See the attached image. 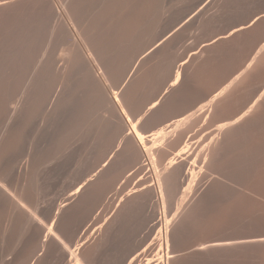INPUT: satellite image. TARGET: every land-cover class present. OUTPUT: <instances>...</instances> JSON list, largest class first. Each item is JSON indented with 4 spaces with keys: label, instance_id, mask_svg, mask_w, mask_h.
<instances>
[{
    "label": "rangeland",
    "instance_id": "rangeland-1",
    "mask_svg": "<svg viewBox=\"0 0 264 264\" xmlns=\"http://www.w3.org/2000/svg\"><path fill=\"white\" fill-rule=\"evenodd\" d=\"M136 1L132 0V3ZM214 1L216 2V4ZM147 2H148L147 4L148 6L149 1L147 0ZM150 2H151L150 7H148L150 10L147 8L148 11L146 13H148L149 11L151 12H149L150 14L148 13L149 16L148 14L147 15L145 14L148 17V21H147V18L146 19L144 18L147 21V23L149 22L147 25H146V21L143 20L144 22L142 21L140 22L137 20L138 16L136 17L137 14L136 15L134 14L137 12L136 10L132 9L134 7V5L132 4L133 7L131 8V11L133 10V14H134L133 18H135L138 22L134 20L133 18L132 19L135 21L137 25L132 24L134 27L131 26V29L129 32L130 36L128 35V38H124L125 40L124 39L122 41L119 40L118 41L119 44L118 43L116 44V47L119 45L118 49L113 51L115 52L114 56H118L120 55L119 53L123 52L122 50L124 51L128 50L129 54H131L130 56L133 61V58L136 57L135 58L136 60L137 57L139 56L138 54H140V52H143V50H146L148 46L149 47L152 46L151 45L152 43H156L157 41H160L162 38H165V36H167L165 43H163L162 46L159 47L161 49L158 48L156 53L155 52L151 53L150 55H148V57H146L147 64H146L145 75L146 74L147 75L146 76L144 75V76L146 77V80L149 78L147 80L148 84L146 85L148 88L146 89L147 91H145L144 89L143 92L141 93L143 94L146 92V95L145 94H143L144 96L138 95V98L136 101L137 104L139 103L138 106H136L137 104H135L134 106H131L133 109L129 108V110H127V112L131 111L132 114L133 113L134 114L137 113V114L134 116L130 112L129 115L131 114L130 115L131 117L129 115L128 116L130 117L131 120H134L139 115L138 113L139 110L141 108H144L145 106H148L150 101L152 102V99H155L156 96L158 95V90L161 91L165 87L166 83L168 81H171L172 76L174 74L173 72L175 71L174 69H176L177 65L181 61H187L185 65L183 66L184 67L183 69L185 71L182 70L181 77H180L181 79H179L180 81L178 82V85H176L175 89H173L175 91H168V93L164 96V100L162 101L161 105H158V107L154 109L155 113L153 112L150 113L152 114L151 116L150 114H148L149 118L151 117L150 120L146 118L148 117L147 115L138 123L139 125H137L136 129L140 133L142 134L144 133V135L155 133L159 129H162V130L165 129L164 131L167 132L168 131L166 130V128L168 127L167 123L170 124L171 120L173 121L177 116L178 117L181 116L180 114H182L183 116L186 113H188V112H184L186 108H188L189 112L194 111V117H192L193 119L191 118L190 121L186 123V125L184 124L183 127L179 128L178 129L179 131L177 130V132H174V133L173 131L169 132L171 134L167 132L169 135L168 134L165 135L164 140L163 138L159 139L160 141L162 139V143L158 139L155 140V142H153V146L156 144H158L159 146L158 145L154 146L156 149L154 147L153 149L151 148L150 155H147L143 153V151L141 150L139 146H135L136 143L132 139V136L129 134L127 135L128 127L127 126L121 127V125L118 123V121H116V119L115 121L112 120L113 117L110 119L111 121L110 122L107 113L104 112L103 109L100 110L101 109L100 108L97 112L98 113L104 112L101 115H104V116L106 115L105 117H108V120L106 121V119L103 117L105 120L103 124L102 122L103 118H101V115H100L99 116L100 122L98 121L96 122V119L99 120L97 116L98 114H96V117L94 116L93 117L94 119L92 118L95 121H92L91 119L93 123L94 122L96 123L94 124L90 123L91 121L87 122L90 124L86 126L89 128H90V125L93 126L92 128H90V130H93V131L95 130V132H91V133L86 132V131H89V128L88 130H85V132L88 135L87 134L84 136L82 135L83 138L85 137L84 139L82 138L83 139L82 140L83 142L82 150L83 149L84 150L80 151V154H77L76 152H75L76 154H74L73 149L67 150L65 153L66 159H64L63 157L64 161L61 160L60 161L61 163L57 162L55 163L56 165L52 163L49 166L51 169L48 167L49 169H47V172H45L44 174L45 176L43 175L42 177L43 179L41 178L39 180V182L40 181L43 182V185H42V182L38 183L39 185H37L39 186V189H37V192L40 191V193H38L40 196L39 197V204H40L39 208L41 209L43 213V216L41 217V219L42 221L44 220V223L48 221L47 223H45L47 226L53 220L52 224H54V226L52 225L51 228H53L52 233H54L55 235L53 234L52 236L54 237L52 238V236H50L43 243L44 246L42 247L41 240L43 236V226L41 227V225L37 223L34 225V228L30 229L29 231H24L23 229H20V230H23L21 232L18 229V231H16L17 233L16 232L12 233L13 231L12 230L10 231L11 234H8L7 237L2 236L1 231H0V238L2 237L0 239V264H73V263L79 264L78 262L75 261V259L70 257L68 251H65V249L62 247L63 245L70 248L71 250H74L73 248L75 249L79 248L77 249V251L75 250L77 253L74 252V254L77 255L81 253L80 257H78L79 255L77 256L80 262H83L86 259V261L89 262L90 264H122V263L123 264H134L133 259L136 258V256L139 257L140 253H142L140 251L144 250L145 246L146 245L148 246L150 244V242L154 239L155 234L158 231V229H162L166 227V225L164 224L165 223L164 219L165 220L167 219L169 221L171 220L170 217H172L173 219L169 221L171 223L169 224L167 228L168 230L167 236L169 240V251H171V254L175 255V257L172 258L173 260H170V264H174V263L176 264L178 263L179 264H188V263L189 264H193V263L194 264H264V247H263L264 245H261V247H259L257 245L255 246L253 244L247 243V244H240L237 246L234 245L235 247L232 246V250L230 249L231 247H228V248L226 247L225 248L226 250L224 248H221L218 250L216 249V251L214 250V251H209V252H201L196 249L198 248L197 246L199 245V243L203 244L206 242L208 243L210 241L211 242H222V240L223 241L232 240L230 242H234V240H238L241 238L240 240H238L240 242L242 239L245 240L246 238H249V237L264 236V129H263L264 128V0H165L163 2L164 6L162 8L164 9L163 10L164 13H162L163 16L161 14H160L161 16L159 15L161 19L157 17L159 14V11H158L159 8L156 9L158 12L155 11L154 9L155 7L156 8L158 7L154 3H158V2L155 0H152ZM137 5H135V7L138 8ZM154 13H156L157 16L156 15L154 16ZM149 17L151 21L149 20ZM153 17L155 18L157 17V19L161 21L159 22L157 21L158 23H156L157 19L154 18L155 19L154 21ZM139 22H140V25L138 26ZM142 23H144L145 25L144 24L142 25ZM132 28H133V32H132ZM146 28L147 30H145ZM150 33H153V34H150ZM141 36L143 37V39ZM183 41L185 43H183ZM119 47L122 50L121 49L119 50ZM137 51L139 53H137ZM156 57L160 58L159 61H156L158 60V58ZM156 70H159V71L165 70L164 71L166 73L165 76L164 74L159 76V73ZM155 77L158 78L159 80H157ZM160 77H162L164 80L162 78L160 80ZM86 93L84 95H87V94L88 95L84 97L89 98L88 96L90 97L93 96V95H89L91 92L87 94ZM147 95L149 98L147 97ZM93 97H96V96H93ZM92 100L93 101L89 100L91 103L89 101L87 103L85 102L87 101V99L84 98V103H86V104L83 103L84 108L87 107V106L85 107V105L87 104L90 105L94 103L95 101H96L95 103L99 104L98 106L100 107L101 104L98 102L99 100L97 98L95 101H94V98ZM144 100L146 102H148V100L150 101L146 103ZM142 102H143V106H142ZM95 103L94 105L92 104L90 106L92 107L95 106V108L98 109L97 104ZM90 106L87 108H90ZM139 107L140 109H138ZM134 108L135 109L137 108V109L135 110ZM91 109H94V108H91ZM91 109L90 110L88 109L89 111L86 109V113H89ZM132 110L133 111L135 110L136 112L135 111L133 112ZM180 110H181V113H179ZM220 114H221V117H220ZM160 115L162 116L160 117ZM168 116L170 119L168 118ZM157 120L164 125H161V123H159ZM223 120H225L227 132L225 131L226 133L223 132V134L220 133L219 136L216 138L217 142L215 141V143L206 147L210 139L213 138L212 136L215 134V131L218 125L224 122ZM95 124L97 126H94ZM105 125L107 126L109 125V126L106 127ZM94 127H96L97 129H95ZM103 127H105L108 131L104 129ZM101 128H102V131H101ZM144 128L146 129L148 128L152 132H150L148 129H147L148 132H146L147 130ZM112 130L114 131V133L112 132ZM117 132L118 133L121 132V133L118 134ZM179 133H180V136H178ZM222 136H224V138L226 136L224 141H220L222 140L220 139L222 138ZM147 139L146 140L144 139L143 143L147 145V147H151L152 145L151 142L153 139L150 140L149 137H147ZM176 142L177 143L179 142V143L177 144ZM220 142L223 143L222 144L223 146L221 144H218ZM172 144L174 147L171 146ZM186 144L188 145V149H189L187 151L188 153L186 152L185 155H183L181 159H176L175 164L170 169H168L169 171L168 170L165 171L164 169H165V166L167 165L168 158L169 157L171 158L170 154L174 155L177 152L178 148H182ZM110 145L111 146L113 145V146L111 147ZM219 145L223 147V150L220 148ZM107 146H109L108 149H107ZM211 146L212 148L213 147L215 148V149L213 148L214 150L218 149V150H222V152L220 153L218 152V154H216V152L218 151L216 150V152L213 153L214 150L211 148ZM138 149L140 151H137ZM165 151H167L168 153H166ZM228 152L231 154H229ZM211 153L216 154V158L217 157L219 158L223 157V158L222 159L220 158V160L216 159L213 154H212L213 156H210ZM221 153H222V156H220ZM210 157H213V158H210ZM122 158L123 160H121ZM209 159H211V162L214 160V162L212 163L213 165L209 162ZM111 160L112 161L114 160V161L112 162ZM225 160H227V163ZM105 161H106V165L103 168H101V164H103V162ZM150 162H152V165ZM136 163L138 165H136ZM214 165H216L215 168H214ZM52 166L54 167V169ZM93 166L101 170H98V173H96V176L92 177L96 169ZM208 168L210 171L208 170ZM87 170H89L88 171L89 173L87 172ZM130 170L131 172L128 173V171ZM164 171L167 173H165ZM191 171L193 173H191ZM221 171H222V174H221ZM226 173L227 175L229 173V176H227ZM119 174L120 175L122 174L121 175L122 177ZM189 174L191 176V179H188L190 178L188 177ZM185 175L188 178L187 177L185 178ZM192 178H194V180ZM99 179H101L100 182L98 181ZM106 179H108V181ZM191 180H193V182ZM102 181H104L105 183ZM65 182L69 186L65 184ZM81 182L82 183L86 182L84 187L77 194L70 196L69 198L68 194L74 193L76 188ZM108 182L111 183L112 185L114 184L115 186L113 185L112 187L111 184H109ZM92 183L93 184L95 183V185H93ZM189 183H191L190 187H188ZM192 183L194 184L192 185ZM141 185L143 186V189H140L142 188ZM158 185L161 186L162 188V193L164 196L163 197L164 201L162 203L163 205L160 202L159 204L158 203L159 200H157V192L159 191ZM177 186H178V189H177ZM184 187H187L186 189L188 188L189 189L186 190ZM104 188H106L107 190ZM157 188L158 190H156ZM120 189L122 190L120 191ZM249 189L250 190L252 189V190L250 191ZM105 190L107 192H105ZM125 192H127V194ZM181 193L182 194L185 193V195H183L184 197L182 196ZM121 196L123 197L120 198ZM141 196L143 197L141 198ZM118 198H120L121 200ZM199 198L202 200H198ZM179 199L182 201H180ZM65 200H66L65 202L66 204L63 203V201ZM118 200H120V202ZM96 201H100V202H96ZM179 201H180V204L182 203V205H178ZM216 201L218 204L216 203ZM224 201H227V203ZM87 202H88V205L86 204ZM233 203H236V204H233ZM62 204H64L63 207H62ZM234 205L236 206V208H234L235 207ZM225 207L228 210H226ZM177 208H178V211H175L177 210ZM196 208H198V210ZM232 209H234L235 211ZM226 211L230 212L231 214ZM78 214H79V218H77ZM48 215L50 216L51 220L49 219ZM119 215H122V216H119ZM49 220L51 222H49ZM224 220H225V223H222V221L224 222ZM239 223L240 225H238ZM162 225H164V227ZM121 229L123 231H121ZM212 231L214 232L212 233ZM26 232H27V235H26ZM3 239H5L6 241ZM124 242L125 244H123ZM79 243H82V245L78 247L77 245ZM191 243H192V246H191ZM94 245L95 247H93ZM155 245L156 243H153L148 246L149 253L152 251ZM89 248L91 251L89 250ZM84 250L87 252H85ZM200 252L202 255L199 254ZM91 256L92 257L94 256V257L92 258Z\"/></svg>",
    "mask_w": 264,
    "mask_h": 264
},
{
    "label": "bare ground",
    "instance_id": "bare-ground-1",
    "mask_svg": "<svg viewBox=\"0 0 264 264\" xmlns=\"http://www.w3.org/2000/svg\"><path fill=\"white\" fill-rule=\"evenodd\" d=\"M134 1V0H133ZM136 1V0H135ZM138 1V2H137ZM132 3V0H0V231L2 236L11 234L10 231L16 232L18 229H23L24 231H29L34 228V225L37 223L43 226V236H42V247L44 242L52 236L51 226L54 224L53 220L49 222L48 226L42 221L41 217L43 213L39 208V189L38 183L42 182L39 180L43 177L47 169H49L52 163H59L61 160L64 161L65 153L67 150L73 149L74 154H80L82 150V140L85 138L82 135H86L95 130H90L93 126L90 125V128L86 125L93 123L94 116L98 114V118L104 112L107 113L110 119L118 121L121 127H128L127 135H131L132 139L135 141L136 145L141 148L143 153L150 155L151 148L153 149V142L159 140L167 135L169 132H177V130L183 125L190 121L194 117V111H188V108L184 112H188L185 115L177 116L173 121L171 120L170 124L167 123L168 127L167 132L162 129H157L155 133H150L149 135H144L140 133L136 128L138 123L150 113H155L154 109L161 105L164 100V96L168 91H175L176 85L181 79L183 66L187 61H181L175 71L171 81H168L165 87L159 91L155 99L150 101L148 106L144 108L140 107L139 115L134 119H130L131 111L127 110L133 109L131 106L137 104L138 95H146V92L141 94L143 90L147 91L148 84L146 80V57L151 53H156L157 49L165 43L166 37L162 38L156 43H152V46H148L146 50L140 52L139 56L131 58L128 50L124 51L121 49L122 53L120 55L114 56L116 49V44L118 41H122L124 38L130 36L129 32L131 26L137 25L134 20V14L138 16V21H146L145 19L148 13V2L147 0H137ZM159 1V0H155ZM165 1V0H164ZM163 0H160L158 3H154L159 8V14L154 13L161 19L162 13H164ZM215 2V1H214ZM221 2V1H220ZM135 3V4H134ZM138 5H137V4ZM182 3V2H181ZM211 3V2H210ZM138 6L133 7V5ZM165 4V3H164ZM216 4V2H215ZM223 4V3H222ZM154 5V6H155ZM200 5V4H199ZM176 6V5H175ZM208 6V5H207ZM210 6V5H209ZM214 6V5H213ZM220 6V5H219ZM133 7V8H132ZM174 7V5H173ZM136 10L137 13L133 14V10ZM148 8V9H147ZM170 8V7H169ZM167 8V9H169ZM216 8V7H215ZM150 10V9H149ZM153 10V9H152ZM154 11V12H155ZM163 11V12H161ZM166 11V10H165ZM132 12V14H131ZM135 12V11H134ZM170 13V12H169ZM146 14V15H145ZM150 14V13H149ZM148 14V16H149ZM161 14V15H160ZM133 15V16H132ZM160 15V16H159ZM146 16V17H145ZM152 16V15H150ZM166 16V15H165ZM172 16V15H171ZM192 16V15H191ZM153 17V20L157 19ZM215 17V16H214ZM134 20H133V19ZM145 18V19H144ZM155 18V19H154ZM163 18V17H162ZM136 20V21H137ZM144 20V21H143ZM150 20V17H149ZM200 20V19H199ZM134 21V22H133ZM137 21V22H138ZM146 25L149 23H147ZM151 21V20H150ZM153 21V22H154ZM161 20H156L158 23ZM138 23V26L140 25ZM164 22V21H163ZM203 22V21H202ZM155 23V22H154ZM193 23V22H192ZM133 24V25H132ZM144 23H142L143 25ZM160 24V23H159ZM164 24V23H163ZM145 25V24H144ZM152 25V24H151ZM177 25V24H176ZM149 26V25H148ZM192 26V25H191ZM145 27V26H143ZM142 27V28H143ZM150 27V26H149ZM148 27V29H149ZM155 27V26H154ZM140 28V27H139ZM151 28V27H150ZM135 30V29H134ZM147 30V28L145 29ZM153 30V28H152ZM161 31V30H159ZM158 31V32H159ZM164 31V30H163ZM172 31V30H171ZM133 32V28H132ZM139 33V32H138ZM161 33V32H160ZM164 33V32H163ZM143 34V33H142ZM153 34V33H150ZM141 35V34H140ZM144 35V34H143ZM142 35V36H143ZM136 36V35H135ZM141 36V37H142ZM156 36V35H155ZM157 37V36H156ZM169 37V36H168ZM148 38V37H147ZM150 38V37H149ZM170 38V37H169ZM143 39V37H142ZM125 40V39H124ZM130 40V39H129ZM128 40V41H129ZM136 40V39H135ZM149 40V39H148ZM137 41V40H136ZM147 41V40H145ZM143 42V41H141ZM171 42V40H170ZM183 43H185L183 41ZM119 44V43H118ZM124 44V43H123ZM130 44V43H129ZM128 44V45H129ZM140 44V43H139ZM149 45V43H148ZM165 45V44H164ZM169 45V44H168ZM136 46V45H135ZM184 46V45H183ZM130 47V46H129ZM128 47V48H129ZM143 47V46H142ZM172 47V46H171ZM125 48V47H124ZM127 48V47H126ZM137 49V48H136ZM161 49V48H159ZM134 50V49H132ZM192 51V50H191ZM118 52V51H117ZM164 52V51H163ZM187 52V51H186ZM131 53V52H130ZM134 53V52H133ZM137 53H139L137 51ZM164 54V53H163ZM169 54V53H168ZM133 56V55H132ZM135 56V55H134ZM155 56V55H153ZM173 56V55H172ZM177 56V55H176ZM182 56V55H181ZM159 57V56H158ZM156 57V58H158ZM162 57V56H161ZM149 59V58H148ZM160 58H158L159 61ZM155 60V59H154ZM173 61V60H172ZM179 61V60H178ZM160 64V63H159ZM171 64V62H170ZM166 65V64H165ZM168 65V64H167ZM158 67V66H157ZM166 67V66H165ZM170 67V66H169ZM165 69V68H164ZM167 69V68H166ZM171 69V68H169ZM159 73V76L164 74L165 70H156ZM185 71V70H184ZM183 71V72H184ZM155 72V71H154ZM171 73V72H170ZM168 74V73H167ZM145 75V76H144ZM151 75V74H150ZM157 75V74H156ZM169 75V74H168ZM167 75V76H168ZM183 75V74H182ZM166 76V77H167ZM170 76V75H169ZM168 76V77H169ZM185 76V75H184ZM154 77V76H153ZM156 78V77H155ZM162 77H160L161 80ZM190 78V77H189ZM192 78V76H191ZM159 80L158 78H156ZM155 79V80H156ZM163 79V78H162ZM166 79V78H165ZM188 79V78H187ZM164 80V79H163ZM184 81V80H183ZM159 83V82H158ZM155 84V83H154ZM153 85V84H152ZM183 85V84H182ZM194 85V84H193ZM151 88V87H150ZM156 89V88H155ZM93 95L101 105L100 107L97 104V108L90 105V101H93L92 97L87 96ZM149 90V89H148ZM157 90V89H156ZM86 91V92H84ZM87 95H84V94ZM149 94V93H148ZM150 95V94H149ZM177 95V94H176ZM182 95V94H181ZM144 96V95H143ZM90 102V105H85L84 108V98ZM148 97V95H147ZM154 97V96H153ZM152 97V98H153ZM92 98V99H91ZM149 98V97H148ZM151 98V97H150ZM89 99V100H88ZM147 100V98H146ZM145 101V100H144ZM146 102V101H145ZM146 102V103H148ZM141 103V102H140ZM86 104V103H84ZM139 104V103H138ZM138 104L136 106H138ZM190 104V102H189ZM194 104V103H193ZM135 106V107H136ZM140 106V105H139ZM143 106V102H142ZM141 106V107H142ZM189 106V105H188ZM194 106V105H192ZM83 107V108H82ZM94 108V109H91ZM101 108V109H100ZM86 109L91 111L86 113ZM103 109V113H98V110ZM135 109V108H134ZM137 109V108H136ZM135 109V110H136ZM145 109V110H144ZM190 109V108H189ZM88 110V111H89ZM134 110V111H135ZM184 110V109H183ZM187 110V111H186ZM192 110V109H191ZM133 111V110H132ZM133 111V112H134ZM141 111V113H140ZM160 111V110H159ZM164 111V110H163ZM168 111V109H167ZM97 112V113H96ZM131 114L129 115V113ZM136 112V111H135ZM166 112V111H165ZM173 112V111H172ZM183 112V113H184ZM163 113V112H162ZM167 113V112H166ZM171 113V112H170ZM181 113V110L180 112ZM178 113V115H179ZM137 114V113H136ZM132 114V115H136ZM161 114V113H160ZM174 114V113H173ZM172 114V115H173ZM222 114V113H221ZM220 114V117H221ZM130 117H129V116ZM152 114H150L151 116ZM106 116V115H105ZM101 115V118H105L106 121L108 117ZM157 116V115H156ZM162 115H160L161 117ZM164 116V115H163ZM133 117V116H132ZM93 118V119H92ZM103 118V124H104ZM150 120L149 115L146 117ZM169 118V116H168ZM172 118V116H171ZM174 118V117H173ZM92 119V121H91ZM155 119V118H154ZM170 119V118H169ZM193 119V118H192ZM255 119V118H254ZM91 121L90 123H87ZM100 122L96 119V122ZM112 121V122H114ZM152 121V120H151ZM158 121V120H157ZM224 121V122H223ZM221 124L218 122V127L216 128L215 134L210 139L209 145L215 143L216 138L220 133L223 134L227 132L226 123L223 120ZM257 121V120H256ZM94 122V123H96ZM111 122V121H110ZM109 122V123H110ZM154 122V121H153ZM159 122V121H158ZM163 122V121H162ZM254 122V121H253ZM93 123V124H94ZM108 123V122H107ZM161 123V122H159ZM158 123V124H159ZM166 123V122H165ZM194 123V122H193ZM251 123V122H250ZM106 124V122H105ZM157 124V123H156ZM253 124V123H252ZM113 125V124H111ZM115 125V124H114ZM161 125H164L161 123ZM209 125V123H208ZM207 125V126H208ZM251 125V124H250ZM94 126H97L96 124ZM100 126V125H99ZM98 126V127H99ZM108 127L107 125H105ZM258 126V125H257ZM102 127V126H101ZM156 127V126H155ZM205 127V126H204ZM211 127V126H210ZM256 127V126H255ZM260 127V126H259ZM263 127V126H262ZM86 131L85 130H88ZM97 129L96 127H94ZM106 129L105 127H103ZM120 128V127H119ZM208 128V127H207ZM215 128V127H213ZM118 129V128H117ZM122 129V128H121ZM120 129V130H121ZM146 129V128H144ZM148 129V128H147ZM146 129V130H147ZM153 129V127H152ZM205 129V128H203ZM264 129V128H263ZM107 130V129H106ZM105 130V131H106ZM126 130V129H125ZM149 130V129H148ZM148 130L146 132H148ZM209 130V129H207ZM211 130V129H210ZM97 131V130H96ZM102 131V128H101ZM108 131V130H107ZM122 131V130H121ZM150 131V130H149ZM179 131V130H178ZM226 131V132H225ZM85 132V133H84ZM98 132V131H97ZM114 133V131L112 130ZM152 132V131H150ZM166 132V133H165ZM185 132V131H184ZM206 132V131H205ZM84 133V134H83ZM102 133V132H101ZM108 133V132H107ZM118 133V132H117ZM121 133V132H120ZM118 133V134H120ZM124 133V132H123ZM181 133V132H180ZM180 133L178 136H180ZM99 134V133H98ZM171 134V133H169ZM168 134V135H169ZM190 134V133H189ZM88 135V134H87ZM91 135V134H90ZM104 135V133H103ZM210 135V134H209ZM108 136V134H107ZM182 136V135H181ZM208 136V135H207ZM227 136V134H226ZM225 136V138H226ZM96 137V136H95ZM100 137V136H99ZM110 137V136H109ZM119 137V135H118ZM130 137V136H129ZM153 139L151 147H147L143 143V140ZM204 137V136H203ZM83 138V139H82ZM115 138V137H114ZM167 138V136H166ZM180 138V137H178ZM197 138V137H196ZM224 136L222 140L224 141ZM89 139V138H87ZM91 139V138H90ZM112 139V138H111ZM182 139V138H181ZM195 139V138H193ZM228 139V138H227ZM226 139V140H227ZM86 140V139H85ZM101 140V139H100ZM129 140V139H128ZM131 140V139H130ZM148 140V139H147ZM149 140V141H150ZM160 141V140H159ZM205 141V140H204ZM90 142V140H89ZM113 142V141H112ZM127 142V140H126ZM162 143V139L160 141ZM170 142V141H168ZM202 142V141H201ZM217 142V141H216ZM230 142V141H229ZM87 143V142H86ZM96 143V142H94ZM100 143V142H99ZM106 143V142H105ZM131 143V142H130ZM158 143V142H157ZM175 143V142H174ZM177 143V142H176ZM179 143V142H178ZM177 143V144H178ZM119 144V143H118ZM181 144V143H180ZM179 144V145H180ZM223 144V143H218ZM93 145V144H92ZM102 145V144H101ZM106 145V144H105ZM108 145V144H107ZM115 145V144H114ZM132 145V144H131ZM161 145V144H160ZM226 145V144H225ZM229 145V144H228ZM87 146V145H86ZM111 146V145H110ZM113 146V145H112ZM111 146V147H112ZM133 146V145H132ZM159 146V145H158ZM170 146V145H169ZM172 147L173 144L171 145ZM183 146V145H182ZM181 146V147H182ZM205 146V145H204ZM220 146V145H219ZM223 146V145H222ZM92 147V146H90ZM109 146H107L108 149ZM166 147V146H165ZM218 147V146H217ZM216 147V148H217ZM96 148V147H95ZM135 148V147H134ZM139 148V149H140ZM155 148V147H154ZM212 148V146H211ZM210 148V149H211ZM214 148V147H213ZM212 148V149H213ZM223 150V147L220 146ZM219 148V149H220ZM137 151H140V150ZM156 149V148H155ZM194 149V148H193ZM208 149V148H207ZM211 149V150H212ZM215 149V148H214ZM213 149V150H214ZM228 149V148H227ZM121 150V149H120ZM123 150V149H122ZM132 150V149H131ZM166 150V149H164ZM175 150V149H174ZM188 145H184L182 148H178L177 152L171 155V158H168L167 167L165 166V171L170 169L174 164L176 159H181L183 155L188 151ZM218 150V149H216ZM214 150L213 153L216 152ZM218 150V152H222ZM86 151V150H85ZM90 151V150H89ZM92 151V150H91ZM103 151V150H102ZM128 151V150H127ZM126 151V152H127ZM227 151V150H226ZM229 151V150H228ZM76 152V153H75ZM108 152V151H107ZM111 152V151H110ZM125 152V153H126ZM152 152V151H151ZM154 152V151H153ZM163 152V151H162ZM168 153L167 151H165ZM211 152V151H210ZM89 153V152H88ZM87 153V154H88ZM91 153V152H90ZM118 153V152H117ZM129 153V152H128ZM142 153V152H141ZM188 153V152H187ZM200 153V152H199ZM208 153V152H207ZM211 153L210 156H215L216 154ZM229 153V152H228ZM72 154V153H70ZM86 154V153H85ZM99 154V153H98ZM135 154V153H133ZM140 154V153H139ZM160 154V153H159ZM213 154V155H212ZM224 154V153H223ZM231 154V153H229ZM228 154V155H229ZM92 155V154H91ZM121 155V154H120ZM119 155V156H120ZM126 155V154H125ZM124 155V156H125ZM132 155V154H130ZM137 155V154H136ZM143 155V154H142ZM168 155V154H167ZM79 156V155H78ZM146 156V155H145ZM219 156V155H217ZM222 156V153L221 155ZM226 156V155H225ZM64 157V159H63ZM80 157V156H79ZM94 157V156H93ZM101 157V155H100ZM122 157V156H121ZM135 157V156H134ZM153 157V156H152ZM151 157V158H152ZM166 157V156H165ZM84 158V157H83ZM98 158V157H97ZM104 158V157H102ZM114 158V157H113ZM131 158V156H130ZM143 158V157H142ZM146 158V157H145ZM150 158V157H149ZM155 158V157H154ZM153 158V159H154ZM185 158V157H184ZM213 158V157H210ZM214 158V159H215ZM221 159L223 157H220ZM217 157L216 159H219ZM231 158V157H230ZM115 159V158H114ZM137 159V158H136ZM141 159V158H140ZM139 159V160H140ZM158 159V158H157ZM188 159V158H187ZM206 159V158H205ZM69 160V159H68ZM72 160V159H71ZM80 160V159H79ZM97 160V159H96ZM95 160V161H96ZM103 160V159H101ZM123 160V158L121 159ZM125 160V159H124ZM131 160V159H130ZM138 160V159H137ZM150 160V159H149ZM152 160V159H151ZM156 160V159H155ZM154 160V161H155ZM163 160V159H162ZM213 160V159H212ZM224 160V159H223ZM82 161V160H81ZM94 161V162H95ZM100 161V160H99ZM98 161V163H99ZM112 161V160H111ZM114 161V160H113ZM112 161V162H113ZM159 161V160H158ZM164 161V160H163ZM200 161V160H199ZM227 163V160H225ZM80 162V161H78ZM84 162V161H83ZM97 162V161H96ZM129 162V161H128ZM135 162V161H134ZM148 162V161H147ZM160 162V161H159ZM212 164L214 160L211 162ZM221 162V161H220ZM61 163V162H60ZM102 163V162H101ZM139 163V162H138ZM152 165V162H150ZM181 163V162H180ZM190 163V162H189ZM80 164V163H79ZM91 164V162H90ZM115 164V163H114ZM120 164V163H119ZM123 164V163H122ZM56 165V164H55ZM58 165V164H57ZM63 165V164H62ZM68 165V164H67ZM81 165V164H80ZM94 165V164H93ZM97 165V164H96ZM100 165V164H99ZM106 165V161L101 164V168ZM129 165V164H128ZM136 165H138L136 163ZM146 165V163H145ZM150 165V164H149ZM213 165V164H212ZM219 165V163H218ZM217 165V166H218ZM223 165V164H222ZM228 165V164H227ZM59 166V165H58ZM82 166V165H81ZM87 166V165H86ZM85 166V167H86ZM90 166V165H89ZM98 166V165H97ZM113 166V165H112ZM126 166V165H125ZM154 166V165H153ZM216 165H214L215 168ZM226 166V165H225ZM224 166V167H225ZM49 167V168H48ZM53 167V166H52ZM62 167V166H61ZM71 167V166H70ZM97 169V167L93 166ZM92 167V168H93ZM99 167V166H98ZM122 167V166H121ZM134 167V166H133ZM155 167V166H154ZM213 167V166H212ZM229 167V166H228ZM232 167V166H230ZM74 168V167H73ZM89 168V167H88ZM107 168V167H106ZM131 168V167H130ZM141 168V167H140ZM148 168V167H147ZM157 168V167H156ZM155 168V169H156ZM210 168V167H209ZM208 168V170H209ZM223 168V166H222ZM236 168V167H235ZM51 169V168H50ZM54 169V167H53ZM56 169V168H55ZM62 169V168H61ZM80 169V168H79ZM90 169V168H89ZM95 169L93 176H96L98 170ZM163 169V168H162ZM181 169V168H180ZM213 169V168H212ZM227 169V168H226ZM231 169V168H230ZM71 170V169H70ZM69 170V171H70ZM104 170V169H103ZM115 170V169H114ZM117 170V169H116ZM139 170V169H138ZM216 170V169H215ZM222 170V169H221ZM63 171V170H62ZM75 171V170H74ZM84 171V170H83ZM89 170H87L88 172ZM91 171V170H90ZM120 171V170H119ZM164 171V172H165ZM169 171V170H168ZM195 171V170H194ZM210 171V170H209ZM218 171V170H217ZM216 171V173H217ZM81 172V171H80ZM112 172V171H111ZM126 172V171H125ZM131 172L128 171V173ZM163 172V173H164ZM187 172V171H186ZM67 173V172H66ZM89 173V172H88ZM106 173V172H105ZM167 173V172H165ZM188 173V172H187ZM191 173H193L191 171ZM215 173V174H216ZM219 173V172H218ZM47 174V173H46ZM72 174V173H71ZM162 174V173H161ZM160 174V175H161ZM186 174V173H185ZM195 174V173H194ZM193 174V175H194ZM222 174V171H221ZM225 174V173H224ZM55 175V174H54ZM73 175V174H72ZM101 175V173H100ZM114 175V174H113ZM120 175V174H119ZM122 175V174H121ZM120 175V176H121ZM126 175V174H125ZM128 175V174H127ZM134 175V174H133ZM132 175V176H133ZM148 175V173H147ZM187 175V174H186ZM185 175V178L187 177ZM227 175V173H226ZM45 176V175H44ZM50 176V175H49ZM57 176V175H56ZM59 176V175H58ZM69 176V175H68ZM111 176V175H110ZM118 176V175H117ZM211 176V175H210ZM224 176V175H223ZM222 176V177H223ZM229 176V173L228 175ZM54 177V176H53ZM73 177V176H72ZM78 177V176H77ZM116 177V176H115ZM122 177V176H121ZM120 177V178H121ZM134 177V176H133ZM138 177V175H137ZM190 177V178H188ZM187 178L191 179L189 174ZM47 178V177H46ZM71 178V177H70ZM91 178V177H90ZM114 178V177H113ZM183 178V179H185ZM43 179V178H42ZM53 179V178H52ZM69 179V178H68ZM72 179V178H71ZM98 179V177H97ZM109 179V178H108ZM108 179H106L108 181ZM118 179V177H117ZM174 179V178H173ZM194 180V178H192ZM46 180V179H45ZM54 180V179H53ZM60 180V179H59ZM78 180V179H76ZM92 180V179H90ZM89 180V181H90ZM101 179L98 181L100 182ZM152 180V179H151ZM163 180V179H162ZM168 180V179H167ZM187 180V179H186ZM193 180H191L193 182ZM227 180V178H226ZM229 180V179H228ZM51 181V179H50ZM88 181V180H87ZM97 181V182H98ZM111 181V180H109ZM120 181V180H119ZM139 181V180H138ZM145 181V180H144ZM169 181V180H168ZM190 181V182H191ZM210 181V180H209ZM216 181V180H214ZM53 182V181H52ZM70 182V181H69ZM77 182V181H76ZM93 182V181H92ZM104 182V181H102ZM116 182V181H115ZM148 182V180H147ZM161 182V181H160ZM166 182V181H165ZM220 182V181H219ZM224 182V181H223ZM227 182V181H226ZM232 182V181H231ZM49 183V181H48ZM86 182H81L76 188L75 192L68 194L73 196L77 194L85 185ZM105 183V182H104ZM109 183V182H108ZM107 183V184H108ZM117 183V182H116ZM129 183V182H128ZM146 183V182H145ZM183 183V182H182ZM218 183V182H217ZM65 184H67L65 182ZM73 184V183H72ZM93 184V183H92ZM111 184V183H109ZM124 184V183H122ZM126 184V182H125ZM139 184V183H138ZM154 184V183H153ZM184 184V183H183ZM191 183H189V186ZM194 183H192L193 185ZM220 184V183H219ZM233 184V183H232ZM237 184V183H236ZM43 185V182H42ZM68 185V184H67ZM88 185V184H87ZM91 185V183H90ZM89 185V186H90ZM95 185V183L93 184ZM114 185V184H113ZM111 184V186L113 187ZM120 185V184H119ZM143 185V183H142ZM141 185L143 189V186ZM60 186V185H59ZM69 186V185H68ZM73 186V185H72ZM115 186V185H114ZM125 186V185H124ZM159 186V185H158ZM215 186V185H214ZM221 186V185H220ZM225 186V185H224ZM227 186V185H226ZM233 186V185H232ZM38 187V188H37ZM63 187V186H62ZM91 187V186H90ZM137 187V186H136ZM139 187V185H138ZM146 187V186H145ZM152 187V186H151ZM203 187V186H202ZM245 187V186H244ZM58 188V187H57ZM86 188V187H85ZM159 191L157 192L158 203H163V193L161 186L158 187ZM158 188L156 190H158ZM185 189L187 187H184ZM217 188V187H216ZM219 188V187H218ZM229 188V187H228ZM235 188V187H234ZM237 188V187H236ZM243 188V187H242ZM41 189V188H40ZM44 189V188H43ZM87 189V188H86ZM90 189V188H89ZM88 189V191H89ZM99 189V188H98ZM102 189V188H101ZM106 189V188H104ZM112 189V188H111ZM118 189V188H117ZM133 189V188H132ZM149 189V188H148ZM152 189V188H151ZM178 189V186H177ZM184 189V190H185ZM189 189V188H188ZM186 189V190H188ZM209 189V188H208ZM223 189V188H222ZM225 189V188H224ZM231 189V188H230ZM228 189V190H230ZM238 189V188H237ZM60 190V189H59ZM68 190V189H67ZM66 190V191H67ZM107 190V189H106ZM105 190V192H107ZM109 190V189H108ZM122 189H120L121 191ZM153 190V189H152ZM171 190V189H170ZM185 190V191H186ZM200 190V189H199ZM202 190V189H201ZM211 190V189H210ZM226 190V189H225ZM224 190V191H225ZM248 190V189H247ZM250 190V189H249ZM252 190V189H251ZM250 190V191H251ZM255 190V189H254ZM42 191V190H41ZM61 191V190H60ZM69 191V190H68ZM73 191V190H72ZM97 191V190H95ZM125 191V190H124ZM129 191V190H128ZM127 191V192H128ZM142 191V190H141ZM232 191V190H231ZM111 192V191H110ZM109 192V194H110ZM127 192H125L127 194ZM130 192V191H129ZM128 192V193H129ZM133 192V190H132ZM145 192V191H144ZM155 192V193H156ZM168 192V191H167ZM184 192V191H183ZM205 192V191H204ZM203 192V193H204ZM226 192V191H225ZM237 192V191H236ZM69 193V192H68ZM101 193V192H100ZM123 193V192H122ZM140 193V192H139ZM138 193V195H139ZM143 193V192H142ZM151 193V192H150ZM172 193V192H171ZM187 193V192H185ZM185 193H181L182 196ZM192 193V192H191ZM216 193V192H214ZM229 193V192H228ZM232 193V192H231ZM66 194V193H65ZM120 194V193H118ZM149 194V193H148ZM189 194V192H188ZM187 194V195H188ZM223 194V193H222ZM230 194V193H229ZM42 195V194H41ZM63 195V194H62ZM102 195V194H101ZM106 195V194H105ZM116 195V194H115ZM124 195V194H123ZM136 195V194H135ZM137 195V196H138ZM215 195V194H213ZM227 195V194H226ZM59 196V195H58ZM83 196V195H81ZM108 196V195H107ZM119 196V195H118ZM195 196V195H194ZM86 197V196H85ZM84 197V198H85ZM88 197V196H87ZM92 197V196H91ZM96 197V196H95ZM106 197V196H105ZM110 197V196H109ZM121 196L120 198H122ZM136 197V196H135ZM143 196H141L142 198ZM147 197V196H146ZM184 197V196H183ZM186 197V196H185ZM190 197V196H189ZM188 197V198H189ZM216 197V196H215ZM227 197V196H226ZM229 197V196H228ZM261 197V196H260ZM42 198V197H41ZM55 198V197H53ZM58 198V197H57ZM90 198V197H89ZM104 198V197H103ZM102 198V199H103ZM118 198V199H120ZM127 198V197H126ZM240 198V197H239ZM43 199V198H42ZM41 199V201H42ZM124 199V198H123ZM147 199V198H145ZM178 199V198H177ZM187 199V198H186ZM219 199V198H218ZM91 200V199H90ZM117 200V199H116ZM121 200V199H120ZM120 200H118L120 202ZM169 200V199H168ZM180 200V199H179ZM185 200V199H184ZM202 200V199H198ZM77 201V200H76ZM83 201V200H82ZM81 201V202H82ZM102 201V200H101ZM123 201V200H122ZM182 201V200H180ZM178 205H182V203ZM194 201V200H193ZM63 201V203H65ZM93 202V201H92ZM100 202V201H96ZM95 202V203H96ZM149 202V201H148ZM227 203V201H224ZM240 202V201H239ZM51 203V202H50ZM90 203V202H89ZM103 203V202H102ZM126 203V202H125ZM157 203V202H156ZM159 203V204H160ZM192 203V202H191ZM196 203V202H195ZM202 203V202H201ZM217 203V201H216ZM241 203V202H240ZM43 204V203H42ZM66 204V203H65ZM70 204V203H69ZM88 205V202L86 203ZM108 204V203H107ZM118 204V203H117ZM218 204V203H217ZM220 204V203H219ZM236 204V203H233ZM61 205V204H60ZM64 204H62L63 207ZM74 205V204H73ZM72 205V206H73ZM86 205V206H87ZM123 205V204H121ZM147 205V204H146ZM163 205V204H162ZM190 205V204H189ZM198 205V204H197ZM202 205V204H201ZM205 205V204H204ZM212 205V204H211ZM85 206V205H83ZM92 206V205H91ZM99 206V204H98ZM107 206V205H106ZM105 206V207H106ZM113 206V205H112ZM120 206V205H119ZM154 206V205H153ZM157 206V205H156ZM177 206V205H176ZM175 206V207H176ZM184 206V205H183ZM196 206V205H195ZM217 206V205H215ZM219 206V205H218ZM235 206V205H234ZM233 206V207H234ZM247 206V205H246ZM42 207V206H40ZM71 207V206H70ZM74 207V206H73ZM79 207V206H78ZM94 207V206H93ZM129 207V206H128ZM228 207V205H227ZM231 207V206H229ZM248 207V206H247ZM250 207V206H249ZM60 208V207H59ZM72 208V207H71ZM80 208V207H79ZM89 208V207H88ZM112 208V207H111ZM117 208V207H116ZM125 208V207H124ZM180 208V207H178ZM177 210L175 211H178ZM201 208V207H199ZM207 208V207H206ZM212 208V207H211ZM226 208V207H225ZM224 208V209H225ZM236 208V206L234 207ZM75 209V208H74ZM107 209V208H106ZM120 209V208H119ZM123 209V208H122ZM163 209V208H162ZM169 209V208H168ZM194 209V208H193ZM198 210V208H196ZM203 209V208H202ZM214 209V208H213ZM218 209V207H217ZM231 209V208H230ZM241 209V208H240ZM48 210V209H47ZM77 210V209H76ZM81 210V209H80ZM206 210V209H205ZM215 210V209H214ZM226 210H228L226 208ZM234 210V209H232ZM83 211V210H82ZM98 211V209H97ZM180 211V210H179ZM235 211V210H234ZM239 211V210H238ZM62 212V211H61ZM64 212V211H63ZM75 212V211H74ZM77 212V211H76ZM79 212V210H78ZM103 212V210H102ZM110 212V211H109ZM128 212V210H127ZM220 212V211H219ZM228 212V211H226ZM233 212V211H232ZM59 213V212H58ZM67 213V212H66ZM83 213V212H82ZM112 213V212H111ZM116 213V212H115ZM120 213V212H119ZM179 213V212H178ZM208 213V212H207ZM224 213V212H223ZM230 213V212H228ZM236 213V212H235ZM52 214V213H51ZM65 214V213H64ZM63 214V215H64ZM76 214V213H75ZM127 214V213H126ZM174 214V213H173ZM176 214V213H175ZM231 214V213H230ZM241 214V213H240ZM67 215V214H66ZM91 215V214H90ZM108 215V214H107ZM118 215V213H117ZM128 215V214H127ZM133 215V214H132ZM137 215V214H136ZM141 215V214H140ZM177 215V214H176ZM175 215V216H176ZM198 215V214H197ZM53 216V215H52ZM84 216V214H83ZM122 216V215H119ZM130 216V215H129ZM135 216V214H134ZM216 216V215H215ZM77 217V216H75ZM100 217V216H99ZM138 217V216H137ZM141 217V216H140ZM147 217V216H146ZM152 217V216H151ZM201 217V216H200ZM230 217V216H228ZM66 218V217H65ZM79 218V214L78 217ZM83 218V217H82ZM91 218V217H90ZM115 218V216H114ZM125 218V217H124ZM148 218V217H147ZM166 218V217H165ZM202 218V217H201ZM209 218V216H208ZM224 218V216H223ZM235 218V217H234ZM48 219V218H47ZM60 219V218H59ZM129 219V218H128ZM143 219V218H142ZM172 220L173 218L170 217ZM188 219V218H187ZM205 219V218H204ZM216 219V218H215ZM74 220V219H73ZM112 220V219H110ZM125 220V219H124ZM169 220V221H171ZM207 220V219H206ZM223 220V219H222ZM232 220V219H231ZM67 221V220H66ZM121 221V220H120ZM128 221V220H127ZM134 221V220H133ZM138 221V220H137ZM140 221V220H139ZM148 221V220H147ZM165 225H162L164 228L158 229L155 234L154 239L150 242L149 245L156 243L152 251L148 252V246L146 245L144 250L140 251L139 257L133 259L134 264H170V260L175 257L174 254H171L169 251V240L167 236V228L171 222L167 219L165 220ZM168 221V222H166ZM202 221V220H201ZM82 222V221H81ZM115 222V221H114ZM119 222V221H118ZM149 222V221H148ZM152 222V221H151ZM176 222V221H175ZM205 222V221H204ZM207 222V221H206ZM228 222V221H227ZM235 222V221H234ZM61 223V222H60ZM124 223V222H123ZM126 223V222H125ZM128 223V222H127ZM182 223V222H181ZM215 223V222H214ZM218 223V222H217ZM216 223V224H217ZM222 223H225L222 221ZM56 224V223H55ZM81 224V223H80ZM111 224V223H110ZM113 224V223H112ZM116 224V223H115ZM114 224V225H115ZM118 224V223H117ZM132 224V223H131ZM163 224V223H162ZM199 224V223H197ZM213 224V223H211ZM221 224V223H220ZM229 224V223H227ZM58 225V224H57ZM66 225V224H65ZM123 225V224H122ZM130 225V224H129ZM187 225V224H186ZM240 225V223L238 224ZM63 226V225H62ZM92 226V225H91ZM90 226V227H91ZM110 226V225H109ZM116 226V225H115ZM144 226V225H143ZM147 226V225H146ZM161 226V227H162ZM207 226V225H206ZM205 226V227H206ZM215 226V225H214ZM217 226V225H216ZM235 226V225H234ZM106 227V226H105ZM104 227V228H105ZM120 227V226H119ZM125 227V226H124ZM133 227V226H132ZM203 227V226H202ZM208 227V226H207ZM99 228V227H98ZM97 228V229H98ZM122 228V227H121ZM130 228V227H129ZM128 228V229H129ZM142 228V227H141ZM153 228V227H152ZM190 228V226H189ZM195 228V227H194ZM238 228V227H237ZM255 228V227H254ZM58 229V228H57ZM70 229V227H69ZM73 229V228H72ZM109 229V228H108ZM111 229V228H110ZM123 229V228H122ZM121 229V231H123ZM185 229V228H184ZM201 229V228H200ZM199 229V230H200ZM229 229V228H228ZM23 230H20L21 232ZM61 230V228H60ZM133 230V229H132ZM190 230V229H189ZM233 230V229H232ZM67 231V229H66ZM112 231V230H110ZM120 231V230H119ZM125 231V230H124ZM142 231V230H141ZM144 231V230H143ZM184 231V230H183ZM224 231V230H223ZM241 231V230H240ZM73 232V231H72ZM147 232V231H146ZM189 232V231H188ZM198 232V231H196ZM200 232V231H199ZM214 231H212L213 233ZM17 233V232H16ZM74 233V232H73ZM104 233V232H103ZM172 233V232H171ZM195 233V232H194ZM211 233V234H212ZM21 234V233H19ZM23 234V233H22ZM86 234V233H85ZM89 234V233H88ZM87 234V235H88ZM96 234V233H95ZM196 234V233H195ZM200 234V233H198ZM236 234V233H235ZM250 234V233H249ZM15 235V234H14ZM27 235V232H26ZM55 235V234H54ZM73 235V234H72ZM71 235V236H72ZM105 235V234H104ZM115 235V234H114ZM132 235V234H131ZM178 235V234H177ZM93 236V235H91ZM117 236V235H116ZM124 236V235H122ZM203 236V235H202ZM214 236V235H213ZM216 236V235H215ZM233 236V235H232ZM244 236V235H243ZM10 237V236H9ZM18 237V235H17ZM54 236H52L53 238ZM85 237V236H84ZM131 237V236H129ZM128 237V238H129ZM205 237V236H204ZM203 237V238H204ZM2 238V237H1ZM0 238V239H1ZM197 238V237H196ZM216 238V237H215ZM237 238V236H236ZM246 238V237H245ZM244 238V239H245ZM17 239V238H16ZM66 239V238H65ZM202 239V238H201ZM241 239V238H240ZM238 239V240H240ZM5 240V239H3ZM57 240V239H55ZM110 240V239H109ZM125 240V239H124ZM130 240V239H129ZM144 240V239H143ZM186 240V239H185ZM222 240V242H206L200 244L196 248L201 252L216 251V249L228 248L232 250V246L240 244H253L261 247L264 245V236L249 237L245 240ZM6 241V240H5ZM59 241V240H58ZM71 241V240H70ZM82 241V240H81ZM171 241V240H170ZM188 241V240H187ZM186 241V242H187ZM195 241V240H194ZM237 241V242H236ZM2 242V241H1ZM51 242V241H50ZM68 242V241H67ZM72 242V241H71ZM96 242V241H95ZM111 242V241H110ZM130 242V241H129ZM189 242V241H188ZM3 243V242H2ZM5 243V242H4ZM15 243V242H13ZM86 243V242H85ZM121 243V242H120ZM190 243V242H189ZM6 244V243H5ZM18 244V243H17ZM20 244V243H19ZM38 244V243H37ZM88 244V243H87ZM94 244V243H93ZM125 244V242L123 243ZM172 244V243H171ZM196 244V243H195ZM13 245V244H12ZM63 245V244H62ZM82 243H79L77 246H81ZM92 245V244H91ZM132 245V244H131ZM143 245V244H142ZM188 245V244H187ZM4 246V245H3ZM19 246V245H18ZM22 246V244H21ZM87 246V245H86ZM128 246V245H127ZM141 246V245H140ZM175 246V244H174ZM184 246V245H182ZM192 246V243H191ZM190 246V247H191ZM196 246V245H195ZM194 246V247H195ZM247 246V245H246ZM249 246V245H248ZM254 246V247H255ZM16 247V246H15ZM65 251H68L70 257L75 259L79 264H90L86 261L80 262L77 258L80 257V254L77 253V249L62 246ZM84 247V246H83ZM95 247V245L93 246ZM119 247V246H118ZM178 247V246H177ZM245 247V246H244ZM264 247V246H263ZM5 248V247H3ZM48 248V247H47ZM82 248V247H81ZM140 248V247H139ZM247 248V247H246ZM171 249V248H170ZM184 249V248H183ZM195 249V250H196ZM4 250V249H3ZM12 250V249H11ZM33 250V249H32ZM60 250V249H59ZM76 250V251H75ZM90 250V248H89ZM130 250V249H129ZM172 250V249H171ZM191 250V249H190ZM223 250V249H222ZM226 250V249H225ZM228 250V249H227ZM236 250V249H235ZM85 251V250H84ZM83 251V252H84ZM91 251V250H90ZM186 251V250H185ZM197 251V252H198ZM87 252V251H85ZM93 252V251H92ZM180 252V251H179ZM201 252L199 254H201ZM33 253V252H32ZM90 253V252H89ZM137 253V252H136ZM181 253V252H180ZM249 253V252H248ZM25 254V252H24ZM37 254V253H36ZM83 254V253H82ZM138 254V253H137ZM176 254V253H175ZM10 255V254H9ZM202 255V254H201ZM229 255V254H228ZM257 255V254H256ZM17 256V255H15ZM19 256V255H18ZM32 257V256H30ZM61 257V256H60ZM86 257V256H85ZM84 257V258H85ZM92 257V256H91ZM94 257V256H93ZM92 257V258H93ZM125 257V255H124ZM135 257V256H134ZM138 257V258H137ZM177 257V256H176ZM3 258V257H2ZM22 258V257H21ZM71 258V259H72ZM83 258V257H82ZM90 258V256H89ZM230 258V257H228ZM261 258V257H260ZM194 259V258H193ZM13 260V259H12ZM18 260V259H17ZM64 260V259H63ZM67 260V259H66ZM83 260V259H82ZM81 260V261H82ZM88 260V259H87ZM179 260V259H177ZM225 260V259H224ZM6 261V260H5ZM69 261V260H68ZM67 261V262H68ZM187 261V260H186ZM8 262V261H7ZM18 262V261H17ZM28 262V261H27ZM72 262V261H71ZM179 262V261H177ZM182 262V260H181ZM195 262V261H194ZM229 263V262H228ZM263 263V262H262ZM76 264V263H73ZM123 264V263H122ZM176 264V263H174ZM179 264V263H178ZM189 264V263H188ZM194 264V263H193Z\"/></svg>",
    "mask_w": 264,
    "mask_h": 264
}]
</instances>
